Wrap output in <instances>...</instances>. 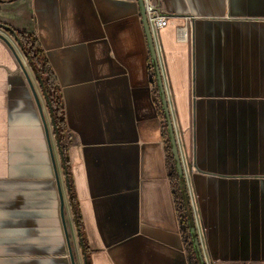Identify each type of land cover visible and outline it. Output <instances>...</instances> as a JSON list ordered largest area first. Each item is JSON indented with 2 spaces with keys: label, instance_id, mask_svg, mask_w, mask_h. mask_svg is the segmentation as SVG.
<instances>
[{
  "label": "crops",
  "instance_id": "obj_1",
  "mask_svg": "<svg viewBox=\"0 0 264 264\" xmlns=\"http://www.w3.org/2000/svg\"><path fill=\"white\" fill-rule=\"evenodd\" d=\"M151 1L172 18L155 44L204 257L264 264V0ZM0 24L43 50L69 162L0 29V264H194L138 0H17Z\"/></svg>",
  "mask_w": 264,
  "mask_h": 264
},
{
  "label": "trees",
  "instance_id": "obj_2",
  "mask_svg": "<svg viewBox=\"0 0 264 264\" xmlns=\"http://www.w3.org/2000/svg\"><path fill=\"white\" fill-rule=\"evenodd\" d=\"M17 0H0V5L2 4H12ZM14 30V29H13ZM17 43L25 58L27 59L30 67L34 71L43 91V94L47 100L48 107L50 110L51 119L54 121L59 137L57 141L59 142L60 152L63 157L64 169L68 174V143H67V128L65 124V113L64 107L60 96L59 86L54 73L51 70L48 60L46 59L43 50L41 49L38 41L35 37L26 32L16 31ZM151 69L153 71V82L158 94V99L161 105V116L163 119L164 132L167 144V156L171 168V178L174 188V194L176 203L179 210V216L181 219V224L183 232L186 236V242L188 245V250L191 255L192 262L194 264H200L193 243V237L190 227L189 217L184 204L179 176L177 174L176 165L174 162V157L170 145V139L168 134V127L165 118V113L162 105V99L159 91V86L157 78L154 72L153 63H151ZM55 131V130H54ZM71 185V184H70ZM72 189V187H71ZM72 194V193H71ZM72 199V196H71ZM80 222V218L78 220ZM80 226V223L79 225Z\"/></svg>",
  "mask_w": 264,
  "mask_h": 264
},
{
  "label": "water",
  "instance_id": "obj_3",
  "mask_svg": "<svg viewBox=\"0 0 264 264\" xmlns=\"http://www.w3.org/2000/svg\"><path fill=\"white\" fill-rule=\"evenodd\" d=\"M138 2H139V6H140V12H141V17H142V22H143L146 38H147L148 44H149L153 68H154V72H155V75L157 78L159 91H160V95H161V99H162V105H163L165 118H166V122H167V127H168L170 145H171V149H172V153H173V157H174V162L176 165L177 174L179 176L181 192H182L184 204H185L186 211H187L189 221H190V227H191V232H192V237H193L194 248H195L199 263L200 264H206L204 254H203V250H202L201 243H200V239H199V235H198V231H197V226H196L193 208H192L190 195H189L188 182L186 179L185 170H184V166H183V162H182V158H181V153H180L179 144H178V140H177V134L175 131L173 116H172V113H171L170 107H169V100H168V96H167L166 89H165L163 73H162V69L160 66V62H159V58H158V54H157V50H156V46H155V41H154V38L152 36L151 30L149 27V23L147 20L144 0H138ZM0 29L11 34L13 36V38L15 39V41L17 42L16 32L12 28L0 24ZM0 38H2L6 43H8L7 40L4 38V36H2L1 34H0ZM46 98H47V96H46ZM52 123H53V127L55 130V136H56V138H58L59 134L57 132V129H56V126H55V123L53 120H52ZM57 144L59 147L58 141H57ZM59 150H60V147H59ZM66 180H67V186L69 188L68 177ZM70 255H71L70 257L72 260V264H74V258H73L72 253Z\"/></svg>",
  "mask_w": 264,
  "mask_h": 264
},
{
  "label": "built area",
  "instance_id": "obj_4",
  "mask_svg": "<svg viewBox=\"0 0 264 264\" xmlns=\"http://www.w3.org/2000/svg\"><path fill=\"white\" fill-rule=\"evenodd\" d=\"M144 5H145V12H146L147 20L149 23V27H150L152 36H153L154 41H155L156 35L161 30H163L164 28H166L168 26L169 21L172 18L168 17V16H164L158 10L157 5L154 2H152L151 0H144ZM186 21H187L188 25L191 27L193 24L194 18H186ZM178 40H180L182 42H188L190 40V34L188 31V27L181 28L178 30ZM155 46H156V44H155ZM186 179H187V176H186ZM187 182H188V180H187ZM188 188H189V186H188ZM189 195H190V200H191V204H192V208H193V213H194V217H195V222H196V226H197V231H198L201 247H203V243H202V240L200 238L198 216H197V212L195 210V206H194L193 198H192V193L190 190H189ZM205 261H206V264H211L210 262H208V260L205 259Z\"/></svg>",
  "mask_w": 264,
  "mask_h": 264
},
{
  "label": "bare ground",
  "instance_id": "obj_5",
  "mask_svg": "<svg viewBox=\"0 0 264 264\" xmlns=\"http://www.w3.org/2000/svg\"><path fill=\"white\" fill-rule=\"evenodd\" d=\"M6 38V37H5ZM7 39V38H6ZM8 40V39H7Z\"/></svg>",
  "mask_w": 264,
  "mask_h": 264
},
{
  "label": "rangeland",
  "instance_id": "obj_6",
  "mask_svg": "<svg viewBox=\"0 0 264 264\" xmlns=\"http://www.w3.org/2000/svg\"><path fill=\"white\" fill-rule=\"evenodd\" d=\"M7 38V37H6Z\"/></svg>",
  "mask_w": 264,
  "mask_h": 264
}]
</instances>
